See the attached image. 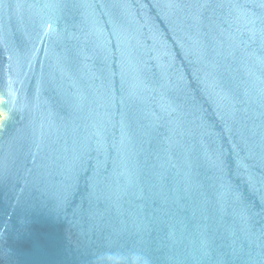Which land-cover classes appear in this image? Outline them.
<instances>
[{
  "label": "water",
  "instance_id": "95a60500",
  "mask_svg": "<svg viewBox=\"0 0 264 264\" xmlns=\"http://www.w3.org/2000/svg\"><path fill=\"white\" fill-rule=\"evenodd\" d=\"M0 264H264V0H0Z\"/></svg>",
  "mask_w": 264,
  "mask_h": 264
},
{
  "label": "trees",
  "instance_id": "16d2710c",
  "mask_svg": "<svg viewBox=\"0 0 264 264\" xmlns=\"http://www.w3.org/2000/svg\"><path fill=\"white\" fill-rule=\"evenodd\" d=\"M2 117L1 113H0V118Z\"/></svg>",
  "mask_w": 264,
  "mask_h": 264
}]
</instances>
